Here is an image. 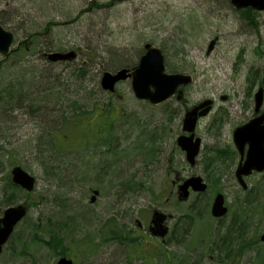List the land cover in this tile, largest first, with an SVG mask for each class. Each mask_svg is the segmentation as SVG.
<instances>
[{
    "label": "rangeland",
    "instance_id": "obj_1",
    "mask_svg": "<svg viewBox=\"0 0 264 264\" xmlns=\"http://www.w3.org/2000/svg\"><path fill=\"white\" fill-rule=\"evenodd\" d=\"M0 26L13 35L11 49L21 47L0 54V190L9 206L27 207L0 264L61 256L74 264H264V171L240 187L231 136L255 116L264 11L229 0H0ZM145 43L161 50L166 72L192 76L180 101L138 100L130 78L113 92L101 88V74L135 67ZM66 50L76 58L45 56ZM206 98L212 109L196 123L201 143L190 165L176 138L184 111ZM80 112L90 117L65 128ZM97 130L109 132L104 142ZM14 165L35 178L32 192L8 180ZM190 176L207 190L177 200L176 184ZM216 192L225 198L222 218L210 215ZM153 210L169 216L164 240L145 231ZM51 231L63 238L64 255L34 240Z\"/></svg>",
    "mask_w": 264,
    "mask_h": 264
},
{
    "label": "water",
    "instance_id": "obj_2",
    "mask_svg": "<svg viewBox=\"0 0 264 264\" xmlns=\"http://www.w3.org/2000/svg\"><path fill=\"white\" fill-rule=\"evenodd\" d=\"M234 8H252L256 11H264V0H229ZM13 35L10 31L0 26V54L6 55L12 45ZM216 42V39L209 41L207 53H209ZM144 53L139 57L138 63L132 69L121 67L113 72L104 71L99 84L104 91L113 92L118 82L131 79V88L136 99L146 101L152 105H158L175 96L177 101L183 98L181 87L192 82V76L184 73H167L165 71L164 56L161 50L150 44L143 45ZM50 62L72 61L76 58L75 50L51 51L45 54ZM264 85V73L261 78ZM263 87L259 86L253 94L254 112L256 115L247 122L235 127L232 130V141L239 152L240 160L235 169L234 175L242 189L247 188L244 177L252 172L264 170V111L260 112L263 103ZM212 108V100L206 98L198 104L187 109L182 118V134L177 137V145L185 152V158L190 165L195 163L199 152L201 140L194 137V129L199 118L206 116ZM11 180L25 189L32 191L35 178L27 173L19 165L12 167ZM207 188L206 183L200 176L186 178L178 186V199L186 200L189 196V189L194 192H203ZM98 191L94 190L90 197L93 202ZM227 213L224 205V196L217 193L210 207V214L215 218H221ZM26 215V207L22 204L9 206L4 210L0 223V248L8 240L14 226ZM153 222L158 219L159 229L152 233L159 237L164 236L165 228L163 221L165 215L155 211L152 215ZM259 239L264 241V231ZM54 264H74L73 260L66 256L58 257Z\"/></svg>",
    "mask_w": 264,
    "mask_h": 264
},
{
    "label": "trees",
    "instance_id": "obj_3",
    "mask_svg": "<svg viewBox=\"0 0 264 264\" xmlns=\"http://www.w3.org/2000/svg\"><path fill=\"white\" fill-rule=\"evenodd\" d=\"M26 49V47L24 48V50ZM1 69V67H0ZM109 111H111V109L109 108V106H107L106 108L104 107L103 110H102V116L103 117H107L109 116ZM90 112H88L86 115H85V112H80V114H76L72 117L71 119V123L70 125H67L70 121H69V118L66 117L64 120L66 121L65 122V128H71V129H75L77 128V125L79 124L80 121H84V120H87V118L90 117L89 115ZM84 127V126H83ZM91 127V126H90ZM94 128V127H92ZM108 131H106L105 135H101L100 133H98V130H97V134L98 136L96 137L97 138H100V142L103 140V142L105 141L104 140V137H107L108 136ZM11 200V197H9V201ZM34 231H37L38 230V226H35L34 228ZM115 233V232H113ZM35 241H37L39 244L43 245V246H46L48 248H50L51 250H53L55 253H58L60 255H64L67 248L64 247L63 245V238L58 235V234H55V233H52V231L50 233H48V237L47 238H40L38 236H35L34 238ZM20 246V252H24L23 248H25L24 244L21 243L19 244Z\"/></svg>",
    "mask_w": 264,
    "mask_h": 264
},
{
    "label": "flooded vegetation",
    "instance_id": "obj_4",
    "mask_svg": "<svg viewBox=\"0 0 264 264\" xmlns=\"http://www.w3.org/2000/svg\"><path fill=\"white\" fill-rule=\"evenodd\" d=\"M20 50H21V47H20V45H17V47L15 48V49H10V51L6 54V55H3V57H5V56H9L10 54H13L12 52H17V53H20ZM4 59V58H3ZM262 112V111H261ZM181 131H182V127H181ZM183 132V131H182ZM184 133V132H183ZM182 135V134H181ZM180 136V135H179ZM177 139V138H176ZM176 144H177V142H176ZM178 146V145H177ZM179 147V146H178ZM180 148V147H179ZM181 149V148H180ZM182 150V149H181ZM183 151V150H182ZM184 155H185V152H184ZM239 160H240V156H239ZM238 160V161H239ZM239 163V162H238ZM237 163V164H238ZM10 171H11V169H10ZM10 171H9V175L7 176L8 177V180H9V176H10V180H11V173H10ZM184 181V179L181 181V182H178L177 184H176V197H177V200H180V199H178V186L182 183ZM11 183L14 185V186H16V187H18V188H20V186L19 185H17V184H15L13 181H11ZM21 189V188H20ZM21 190H23V189H21ZM24 191V190H23ZM24 192H26V191H24ZM26 193H30V192H26ZM201 193H203V192H201ZM216 193H218V192H216ZM215 193V194H216ZM3 194H4V189L3 188H1V190H0V204H1V207L3 206V204L4 205H6V207L2 210L1 208H0V219L3 217V214H4V210L7 208V207H9V205H8V202H9V197L7 196L6 198H3ZM215 194H214V196H215ZM214 196H213V198H214ZM213 198H212V201H213ZM212 201H211V204H212ZM16 205H18V204H16ZM23 205V204H22ZM224 205H225V198H224ZM10 206H13V205H10ZM210 207H211V205H210ZM155 211H157L158 212V210H153L152 212H151V217H150V219H149V222L147 223V228H146V232L150 235V236H152V237H158L157 235H154L153 233H152V231H154V232H156L158 229H159V222H158V219H156L155 220V222H153V218H152V215H153V213L155 212ZM26 214H27V207H26ZM26 216V215H25ZM24 216V217H25ZM23 217V218H24ZM222 217H224V216H222ZM221 217V218H222ZM22 218V219H23ZM214 218V217H213ZM22 219L20 220V221H22ZM169 219V216H167V215H165V220H164V222H163V226H164V228H165V234H164V236H162L161 237V239H165V237H166V235L169 233V228H168V226L166 225V221ZM20 221H18L17 223H16V225L20 222ZM16 225L14 226V228L16 227ZM3 226V223H0V227H2ZM139 226H140V224H139ZM14 228H13V231H14ZM13 231H12V233H13ZM12 233H11V235H12ZM11 235L9 236V238H8V240L10 239V237H11ZM7 240V241H8ZM6 241V242H7ZM6 242L1 246V248H0V258H1V256L3 255V252H4V246H5V244H6Z\"/></svg>",
    "mask_w": 264,
    "mask_h": 264
}]
</instances>
